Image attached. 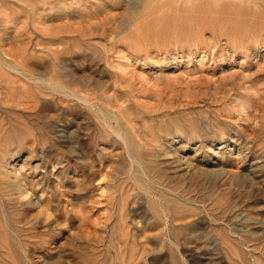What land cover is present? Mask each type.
Listing matches in <instances>:
<instances>
[{"label": "rangeland", "instance_id": "obj_1", "mask_svg": "<svg viewBox=\"0 0 264 264\" xmlns=\"http://www.w3.org/2000/svg\"><path fill=\"white\" fill-rule=\"evenodd\" d=\"M0 264H264V0H0Z\"/></svg>", "mask_w": 264, "mask_h": 264}, {"label": "bare ground", "instance_id": "obj_2", "mask_svg": "<svg viewBox=\"0 0 264 264\" xmlns=\"http://www.w3.org/2000/svg\"><path fill=\"white\" fill-rule=\"evenodd\" d=\"M147 2L149 1V0H146Z\"/></svg>", "mask_w": 264, "mask_h": 264}]
</instances>
